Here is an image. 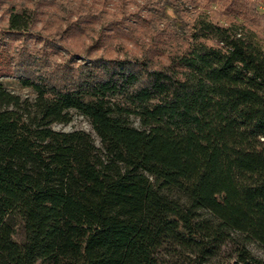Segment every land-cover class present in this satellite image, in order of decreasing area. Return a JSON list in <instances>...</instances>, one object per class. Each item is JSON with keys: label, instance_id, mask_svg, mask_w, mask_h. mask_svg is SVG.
<instances>
[{"label": "trees", "instance_id": "obj_1", "mask_svg": "<svg viewBox=\"0 0 264 264\" xmlns=\"http://www.w3.org/2000/svg\"><path fill=\"white\" fill-rule=\"evenodd\" d=\"M221 2L229 13L240 8ZM33 23L28 10L14 11L8 30ZM101 61L76 77L22 76L33 101L0 82V264H159L166 242L180 264H208L229 242L236 257L220 264H264L247 247L264 248L258 33L202 11L164 67ZM73 109L90 119L100 146L84 130L52 128L70 123ZM170 217L199 240L184 238Z\"/></svg>", "mask_w": 264, "mask_h": 264}, {"label": "rangeland", "instance_id": "obj_2", "mask_svg": "<svg viewBox=\"0 0 264 264\" xmlns=\"http://www.w3.org/2000/svg\"><path fill=\"white\" fill-rule=\"evenodd\" d=\"M201 1V0H199ZM236 12L222 10L221 0L199 6L185 0H0V82L22 99H35V93L22 85V76L35 74L76 77L85 68L96 70L106 60L140 58L152 68L169 64L188 41L191 21L206 11L223 25L241 23L253 28L264 43V0H238ZM28 10L34 23L26 32L8 30L14 11ZM68 124L55 123L57 131L84 130L100 146L89 118L71 110ZM133 126L142 128L137 117ZM177 232L186 239L199 240L175 218ZM14 238L23 243L24 229L19 218L13 220ZM250 252L264 260V248L247 245ZM236 243L229 242L208 264L233 261ZM159 264H180L178 249L169 242L158 251Z\"/></svg>", "mask_w": 264, "mask_h": 264}]
</instances>
